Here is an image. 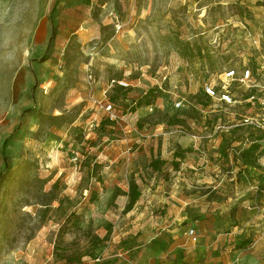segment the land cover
<instances>
[{"label": "rangeland", "instance_id": "obj_1", "mask_svg": "<svg viewBox=\"0 0 264 264\" xmlns=\"http://www.w3.org/2000/svg\"><path fill=\"white\" fill-rule=\"evenodd\" d=\"M194 2L0 0V264H100L110 253L112 264H126L117 203L97 182L95 161L138 107L146 113L126 118L128 128L150 127L167 108L201 140L221 137L213 159L226 164L222 173L244 174L241 164L264 157V139L231 148L248 131H220L234 112L202 93L204 80L251 54L239 22L264 41V0ZM221 25L228 43L214 47ZM111 80L128 87L108 89ZM98 101L111 104L112 119ZM158 164L142 171L147 179L167 180L180 166Z\"/></svg>", "mask_w": 264, "mask_h": 264}, {"label": "crops", "instance_id": "obj_2", "mask_svg": "<svg viewBox=\"0 0 264 264\" xmlns=\"http://www.w3.org/2000/svg\"><path fill=\"white\" fill-rule=\"evenodd\" d=\"M145 113L138 107L133 116L123 115L122 132L107 156L95 161L97 182L107 186L105 194L117 203L113 223L122 226L117 235L123 241L118 254L126 252V264H264V157L256 165L241 164L248 168L244 174L236 169L222 173L219 168L226 164L213 159L224 149L221 137L201 140L167 108L150 127L128 128L126 118L137 120ZM241 145L242 151L254 148ZM169 162L180 166L167 180L157 175V180L147 179L142 172ZM188 169L196 170L194 176L185 174ZM130 186L137 197L125 209ZM249 231L252 241L244 244L240 239ZM113 255L103 258L112 261ZM109 259L100 264H112Z\"/></svg>", "mask_w": 264, "mask_h": 264}, {"label": "built area", "instance_id": "obj_3", "mask_svg": "<svg viewBox=\"0 0 264 264\" xmlns=\"http://www.w3.org/2000/svg\"><path fill=\"white\" fill-rule=\"evenodd\" d=\"M244 24L239 22L237 30L243 35L242 38L251 43V54L247 57H237L240 59L238 64L242 65L226 68L217 79L204 80L202 84V93L207 100L234 112L233 125L223 126L220 131H229L233 128L248 131L240 136L235 144H231V148H238L239 145L246 143L253 145L264 139V41ZM214 31L215 34L209 40L210 45L214 47L227 45L224 27L215 26ZM113 83L123 88L128 87L122 80H111L110 85ZM97 104L104 107L110 119L113 118L111 104L104 105L99 101ZM180 105V101L175 103L176 107ZM192 233L190 230V234Z\"/></svg>", "mask_w": 264, "mask_h": 264}, {"label": "trees", "instance_id": "obj_4", "mask_svg": "<svg viewBox=\"0 0 264 264\" xmlns=\"http://www.w3.org/2000/svg\"><path fill=\"white\" fill-rule=\"evenodd\" d=\"M129 195H130V201H129V203L126 206L125 209H129L132 206V204L134 203V201H135V199L137 197V194L133 191L132 186H130Z\"/></svg>", "mask_w": 264, "mask_h": 264}, {"label": "bare ground", "instance_id": "obj_5", "mask_svg": "<svg viewBox=\"0 0 264 264\" xmlns=\"http://www.w3.org/2000/svg\"><path fill=\"white\" fill-rule=\"evenodd\" d=\"M119 25V24H118Z\"/></svg>", "mask_w": 264, "mask_h": 264}]
</instances>
